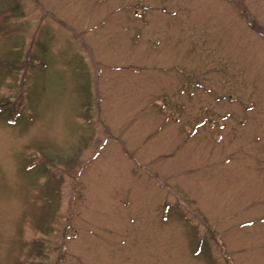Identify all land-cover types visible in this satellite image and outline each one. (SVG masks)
<instances>
[{"label": "rangeland", "instance_id": "374dc122", "mask_svg": "<svg viewBox=\"0 0 264 264\" xmlns=\"http://www.w3.org/2000/svg\"><path fill=\"white\" fill-rule=\"evenodd\" d=\"M0 264H264V0H0Z\"/></svg>", "mask_w": 264, "mask_h": 264}]
</instances>
